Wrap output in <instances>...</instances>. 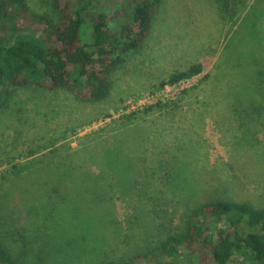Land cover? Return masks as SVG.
<instances>
[{"label": "rangeland", "instance_id": "obj_1", "mask_svg": "<svg viewBox=\"0 0 264 264\" xmlns=\"http://www.w3.org/2000/svg\"><path fill=\"white\" fill-rule=\"evenodd\" d=\"M51 2L28 0L38 12L51 10ZM196 64L200 75L161 86ZM257 73H264V0H166L146 46L118 67L104 101L35 86L3 96L0 233L10 220L31 226L32 181L47 175L51 183L54 172L59 194L80 196L82 208L86 192L103 191L107 208L97 214L110 213V224L105 231L88 215L90 224L81 226L89 235L75 230L67 240L73 227L63 212L41 207L47 228L41 224L32 241L48 247L43 264L56 260L55 242L60 264L107 263L124 250L145 252L184 236L189 217L207 203L264 207V81ZM110 149L121 160L111 168ZM97 177L100 188L91 181ZM57 225L63 236L53 242L48 229L59 236ZM242 261L236 255L231 264Z\"/></svg>", "mask_w": 264, "mask_h": 264}, {"label": "trees", "instance_id": "obj_2", "mask_svg": "<svg viewBox=\"0 0 264 264\" xmlns=\"http://www.w3.org/2000/svg\"><path fill=\"white\" fill-rule=\"evenodd\" d=\"M51 4V10L38 12L28 0H0V98L10 97L21 87L35 86L66 91L91 103L104 101L111 94L112 77L118 67L127 56L146 46L166 0H52ZM203 71L202 64L193 65L172 74L161 86H174ZM256 80L264 81V73H257ZM36 154L31 151L29 157ZM119 157L120 153L110 149V168L121 161ZM55 176V172L51 173V183L46 181L47 175L32 181L34 193L27 203L34 206L33 223L29 227L17 226L10 220L4 226L0 233V264H43L48 247H34L32 241L40 225H44L41 207L63 212L73 227L65 231L67 240L74 239L75 230L86 238L89 232L81 224L89 223L88 215L97 218L99 209L106 210L103 191H85L89 206L82 208L80 196L66 198L59 194L54 187ZM91 181L93 187H101L98 177ZM92 183L84 182L82 186L90 187ZM109 218L110 213L98 216L96 222L106 231ZM56 231L59 236L48 229L53 242L59 237L62 240L63 231L58 225ZM100 240L96 239L95 247L100 246ZM55 243L50 255L56 256L53 264H60L63 259L58 254L62 249ZM236 255L243 257L240 264H264V207L218 200L192 213L184 236L169 238L145 252L124 250L111 262L101 264H173V260L178 264L184 260L190 264H231ZM63 258L66 262L74 259Z\"/></svg>", "mask_w": 264, "mask_h": 264}, {"label": "built area", "instance_id": "obj_3", "mask_svg": "<svg viewBox=\"0 0 264 264\" xmlns=\"http://www.w3.org/2000/svg\"><path fill=\"white\" fill-rule=\"evenodd\" d=\"M184 81H187V80H184ZM183 82V81H182ZM181 83V82H180ZM179 84V83H178ZM177 85V84H176ZM176 85H174V86H176ZM166 87V86H165Z\"/></svg>", "mask_w": 264, "mask_h": 264}, {"label": "bare ground", "instance_id": "obj_4", "mask_svg": "<svg viewBox=\"0 0 264 264\" xmlns=\"http://www.w3.org/2000/svg\"><path fill=\"white\" fill-rule=\"evenodd\" d=\"M197 78H199V77H197Z\"/></svg>", "mask_w": 264, "mask_h": 264}]
</instances>
